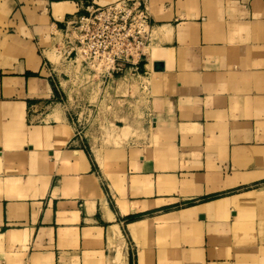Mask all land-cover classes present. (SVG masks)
Segmentation results:
<instances>
[{
  "label": "crops",
  "instance_id": "0c3cea01",
  "mask_svg": "<svg viewBox=\"0 0 264 264\" xmlns=\"http://www.w3.org/2000/svg\"><path fill=\"white\" fill-rule=\"evenodd\" d=\"M116 1L0 0V264H264V0H136L149 43L101 84L148 94L78 126L64 33Z\"/></svg>",
  "mask_w": 264,
  "mask_h": 264
},
{
  "label": "built area",
  "instance_id": "2783aa9c",
  "mask_svg": "<svg viewBox=\"0 0 264 264\" xmlns=\"http://www.w3.org/2000/svg\"><path fill=\"white\" fill-rule=\"evenodd\" d=\"M147 20L146 11L136 0L91 7L87 16L80 17L64 33L67 55L101 78L121 74L127 66L140 63L149 43ZM74 122L79 126L77 119Z\"/></svg>",
  "mask_w": 264,
  "mask_h": 264
},
{
  "label": "rangeland",
  "instance_id": "374dc122",
  "mask_svg": "<svg viewBox=\"0 0 264 264\" xmlns=\"http://www.w3.org/2000/svg\"><path fill=\"white\" fill-rule=\"evenodd\" d=\"M49 59L52 62H58L59 56L55 54V52H50L48 55ZM76 71H80L79 77L77 78L79 81H77L78 86L75 88V91L77 96V101L70 106L69 114L71 115V118L74 119H80V122L83 124L82 127L85 125V120L88 119L89 115L91 114V109H94V104L97 101V98L100 96H106V95H116L115 97H123L121 99H126L124 97H132L131 99L137 100V97L139 95H147V90L144 89L142 93L139 92V82H124L122 79L118 81L116 85L114 86L115 89H113L112 92H107L105 90L106 84H101V82L104 80V78H101V76L96 75L92 71H89L88 68L83 69V66H81L79 60L76 64ZM82 67V68H81ZM143 82L149 84L150 82H147L143 80ZM144 84V83H143ZM74 91V92H75ZM117 98V99H118ZM74 99V98H73ZM73 99H70L72 101ZM79 105H78V104ZM78 105V106H77ZM122 105V103H119V106ZM133 107L136 111L141 106L138 102H135L130 105ZM101 111L103 108H105V105H101L100 107ZM74 111L82 112L81 115L74 114ZM93 115V114H92ZM104 128V127H103ZM128 129V128H127ZM102 135H99L98 137H94L95 141H99L100 145H113L116 148L120 147V145L123 143L122 137L126 136V132L122 128H113L110 131L108 129H103ZM127 139V138H126ZM104 151H108L107 149H104ZM97 159L99 163L101 164V158L100 155L97 153Z\"/></svg>",
  "mask_w": 264,
  "mask_h": 264
},
{
  "label": "water",
  "instance_id": "95a60500",
  "mask_svg": "<svg viewBox=\"0 0 264 264\" xmlns=\"http://www.w3.org/2000/svg\"><path fill=\"white\" fill-rule=\"evenodd\" d=\"M163 70V66L161 63H153V71L160 72Z\"/></svg>",
  "mask_w": 264,
  "mask_h": 264
},
{
  "label": "bare ground",
  "instance_id": "6f19581e",
  "mask_svg": "<svg viewBox=\"0 0 264 264\" xmlns=\"http://www.w3.org/2000/svg\"><path fill=\"white\" fill-rule=\"evenodd\" d=\"M156 33V32H155ZM95 69H99V66H94Z\"/></svg>",
  "mask_w": 264,
  "mask_h": 264
}]
</instances>
